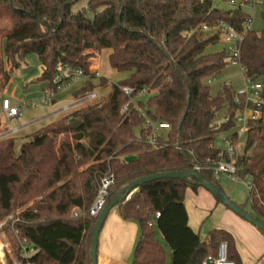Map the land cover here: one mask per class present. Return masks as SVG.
I'll use <instances>...</instances> for the list:
<instances>
[{
  "label": "trees",
  "instance_id": "1",
  "mask_svg": "<svg viewBox=\"0 0 264 264\" xmlns=\"http://www.w3.org/2000/svg\"><path fill=\"white\" fill-rule=\"evenodd\" d=\"M220 3L0 0V13L7 9L10 23L9 31L0 32V90L30 54L39 59L47 89L54 87L58 68L80 69L87 79L74 93L76 99L107 87L105 78H95L89 71L92 55L88 51L110 50L109 67L117 74H128L113 85L106 98L74 108L53 126L26 135L18 151L14 138L0 140V236L10 248L4 253L7 263L91 264L96 219L85 213L105 175L114 182L109 200L141 178L195 166L221 191L217 175L207 166L220 159L221 151L213 145L217 135L232 132L230 138L237 142L234 128L242 106H236L235 100L243 103L244 97L226 86L216 97L210 95L205 81L218 76L229 60L224 50L207 54L205 49L218 41L219 33L213 31L218 23L241 33L248 14L239 7L221 8ZM259 5L264 21V0ZM203 27L209 31L203 32ZM239 62L243 77L261 85L259 96L264 100V29L259 34L251 30L244 34ZM121 87L134 89V99L142 90L149 97L122 112L128 99ZM223 109V121L216 123ZM145 120L169 125L156 134L155 145L147 142L151 129ZM75 121L80 127L67 130ZM247 127L244 146L235 158L236 175L249 180L251 215L264 223L262 109L261 116L249 120ZM198 187L174 179L154 180L134 189L116 206L122 221L139 228L132 264H168L167 250L169 264H202L206 257L216 255L221 243L227 245L228 259L242 264L229 232L215 229L202 240L188 226L185 192L195 193ZM75 212L77 218L72 217ZM156 231L163 244L156 239ZM29 248L31 254L21 258Z\"/></svg>",
  "mask_w": 264,
  "mask_h": 264
},
{
  "label": "rangeland",
  "instance_id": "2",
  "mask_svg": "<svg viewBox=\"0 0 264 264\" xmlns=\"http://www.w3.org/2000/svg\"><path fill=\"white\" fill-rule=\"evenodd\" d=\"M77 6L75 10L78 8ZM219 7L228 8L225 3H220ZM242 10L248 14L251 21V31L256 34H259L264 29V21L261 19L260 14L262 11V6L259 4L249 5L247 7H242ZM9 15L7 9H3L0 13V32L4 31V34L9 31ZM3 34L0 33V57H1V41ZM228 44L224 42L222 35H219V39L216 43L211 44L206 47L205 53L212 54L227 50ZM87 54H91L92 57L88 60L89 71L97 72L100 77H103L107 81V87L103 90L96 89L94 92L98 94V98H106L107 95L112 90L113 85H116L120 81L127 78L128 74H117L113 71L108 64V56L110 50H103L101 52L88 51ZM229 60V59H228ZM97 65V66H95ZM95 66V67H94ZM42 67L40 65L39 59L35 54H30L25 57L23 62H21L19 69L14 71L9 83L7 84L4 90H0V93H4L7 97L11 98L14 102L23 104L22 115L19 120L21 126H25L34 120L37 122L22 128V130L12 136L15 139V150L18 151L20 145L23 143L26 135L35 133L44 128L53 126L57 121L68 114V108L75 104L76 99L74 93L80 90L84 86V82H77L70 85L68 88L61 92H56L52 105H36L28 107L27 105L31 102L38 101L45 97L48 92V83L41 79ZM207 88L209 89L210 95L216 97L217 94L221 91L223 86L230 88L235 94L243 93L246 91V82L241 73L240 67L237 64H232L229 61L228 65L223 69V71L216 77L210 78L205 81ZM251 95V93L249 92ZM149 97V93L143 92L135 99V101L140 100L146 102ZM97 98V99H98ZM96 100V99H95ZM94 101V100H93ZM89 102H84L82 105H85ZM81 107L79 105H75ZM73 108V107H72ZM72 108L70 110H72ZM225 109L220 111L216 117V123H221L223 121ZM0 124L1 121H0ZM17 124L16 123H6V128L12 130ZM240 124L235 121L234 131L239 132ZM232 132L222 133L215 137L213 145L216 149L223 150L225 148L223 144V139L230 138ZM246 136L243 134L238 138L237 146L238 152L242 151V148L245 143ZM60 142V140H59ZM57 147V144H56ZM217 183L220 186L221 192L225 194L226 191L230 192V196L237 199L239 202H246L247 200V188L242 184L244 180L233 181L225 175H217ZM229 199V198H228ZM230 200V199H229ZM232 201V200H231ZM226 210L222 204L217 202V206L213 207L207 212L206 218L202 221L199 227H201L200 236L202 240L206 239L208 234L219 228L220 221L223 216V212ZM74 214V213H73ZM72 214V217H73ZM242 220V219H240ZM241 231V230H240ZM236 232L238 236H244L242 232ZM156 239L163 244V239L160 234L155 232ZM0 242L5 245L4 253L6 251L10 252V248L6 240L0 236ZM253 245V244H252ZM255 246V245H253ZM243 247H246L245 245ZM167 263L169 264L170 253L167 250ZM131 256V261H132Z\"/></svg>",
  "mask_w": 264,
  "mask_h": 264
},
{
  "label": "built area",
  "instance_id": "3",
  "mask_svg": "<svg viewBox=\"0 0 264 264\" xmlns=\"http://www.w3.org/2000/svg\"><path fill=\"white\" fill-rule=\"evenodd\" d=\"M222 3H225L229 7H247L249 5L260 4L262 0H216ZM242 32L238 33L233 27L227 25L226 23L220 22L214 28V32H218L219 35H222L225 43L228 44L227 50L225 54L228 56L229 61L232 64H237L240 67L241 73H243V67L239 62V46L241 41L243 40V36L246 32L251 30V21L249 16L245 18V21L242 25ZM203 32L209 31V28L203 27ZM95 78H99L100 75L97 72H94ZM87 76L80 69H73L70 67H60L58 68L55 76L53 77L52 84L53 88L48 89L45 97L29 103L27 106H36V105H52L53 98L56 92H61L68 88L70 85L85 81ZM245 79V78H244ZM246 82V91L243 93H239V95L244 97L243 103L239 101V99L235 100L236 106L241 107L242 110H239L236 116V122L240 124L239 132L237 133V138L241 135H245L247 132V124L249 120H255L261 116V109L264 111V100L260 98L259 92L261 91V85L259 83L250 82L248 79H245ZM123 95L128 99V103L124 105L121 109L122 112H126L128 109V105H133L136 107L134 96V89L129 87H121L120 88ZM145 92L142 90L135 94V98H137L140 93ZM251 93V95L249 94ZM98 98V94L96 92L90 93L81 97L77 100V104H83L84 102L93 101ZM24 105L18 102H14L9 97H4L2 93H0V121L4 125L6 123H16L17 125L12 129L6 131V133L0 134V140L6 137H12L15 134H18L23 128L19 124V120L22 115V107ZM69 110V108H68ZM140 113V110L137 109ZM145 126L151 129V133L147 139L148 144L155 145L156 134L159 132L165 131L169 128L168 124L160 123L157 125L152 124L150 121L145 120ZM238 141V140H237ZM223 144L225 146L224 150L220 152V159L213 160L208 162L207 168L211 170L215 175H225L229 179L236 181L240 180L237 178V170L235 166V158L238 154V146L237 142H233L231 138L223 139ZM225 157L227 159H225ZM193 169L198 172L200 170L199 166L193 167ZM113 178L109 175H105L101 180L98 187V191L94 201L92 202L90 208L87 210L85 214L93 219H97V217L102 212L103 208L108 203L110 198V188L113 185ZM244 185L247 190L250 189L249 180H244ZM74 218L78 217V214L75 212L73 214ZM159 217V214L155 215V219ZM152 226V223L149 224ZM4 248L5 245H0V264H19L17 261H12L11 263H7L4 261ZM29 256L27 251H24L21 255V258L26 259ZM202 264H234V262L230 261L227 256V245L226 243H221L217 249L215 256L206 257Z\"/></svg>",
  "mask_w": 264,
  "mask_h": 264
},
{
  "label": "crops",
  "instance_id": "4",
  "mask_svg": "<svg viewBox=\"0 0 264 264\" xmlns=\"http://www.w3.org/2000/svg\"><path fill=\"white\" fill-rule=\"evenodd\" d=\"M3 96L5 97L6 95L3 93ZM75 105L82 106V104H77L76 100L75 104L69 107L68 111L70 112L72 107V109L76 108ZM37 121L38 120H34L22 127H27ZM6 131H8L6 124H0V134L6 133ZM60 139L61 137L57 140V145L59 144ZM130 159L131 158L129 157L124 158V161H129ZM242 184L244 185V183ZM226 194L234 204L244 206L243 208L247 213L253 214L251 206L247 201H237V199H234L232 195L230 196L229 191H226ZM184 206L187 213L188 226L193 232L199 234L200 236L201 227L199 226L204 218H206L207 212L217 206V201L206 190L198 187L195 193L190 189L186 190L184 196ZM240 219L241 218L237 217L226 208L220 221V227L217 229L227 231L233 236L236 250L242 264H264V237L256 228ZM238 230H241L240 232H242L244 236L239 237L236 233ZM138 237L139 228L137 224L122 221L119 216L118 209L116 207L113 208L109 212L99 234L97 264H132L131 256H133V250ZM1 244L2 243L0 242V245ZM244 245L246 247H243ZM28 254H31V248H29ZM4 261L7 262L5 258Z\"/></svg>",
  "mask_w": 264,
  "mask_h": 264
},
{
  "label": "water",
  "instance_id": "5",
  "mask_svg": "<svg viewBox=\"0 0 264 264\" xmlns=\"http://www.w3.org/2000/svg\"><path fill=\"white\" fill-rule=\"evenodd\" d=\"M182 122V121H181ZM181 124V123H180ZM81 123L78 121L73 122L72 124L66 127L67 130H76L80 127ZM159 179H174L186 182L188 184H197L200 188H203L211 196L234 213L237 217L241 218L242 220L246 221L254 228L259 230L260 232L264 233V223L256 219L251 214L247 213L245 210L241 209L238 205L234 204L228 197L225 196L223 192L219 189L214 187L211 183L206 181L198 172H196L193 168H190L184 172L178 173H165L159 175H153L149 177L141 178L128 186H126L123 190L119 193L114 195L103 208L100 215L97 217L95 226L92 232L91 237V244H90V261L91 264H97V247H98V238L100 231L103 227V224L109 214V212L115 208L118 204L122 203L127 196L136 188L140 187L141 185ZM194 179L195 181H192Z\"/></svg>",
  "mask_w": 264,
  "mask_h": 264
}]
</instances>
